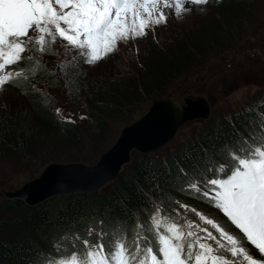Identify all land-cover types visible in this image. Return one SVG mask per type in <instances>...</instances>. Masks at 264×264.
<instances>
[{
    "label": "trees",
    "instance_id": "1",
    "mask_svg": "<svg viewBox=\"0 0 264 264\" xmlns=\"http://www.w3.org/2000/svg\"><path fill=\"white\" fill-rule=\"evenodd\" d=\"M209 3L219 11L218 21L208 22L203 28L189 27L187 32H179L181 34L157 41L152 51L143 53V62L129 60L128 69L118 67L120 77L128 79L125 84L120 82L112 86L107 84L110 83L108 81L105 83L108 86L101 87L91 83L86 89L82 70L72 66L64 71L62 77L67 80V87L71 88L74 96L90 90L82 98L83 102H87V108L90 106L94 114H98L90 116L96 128L91 126L85 130L90 141L106 129L105 118L131 110L134 104H130L129 99L151 94L154 98L151 103L161 99L165 93L163 87L169 81L188 73L190 69L200 67L209 56L214 59L212 57L217 52L223 53L217 55V60L224 58L229 44L242 36L243 26L251 28L255 25V31L259 28L256 27L258 22L255 12L249 14L257 5L256 0H209ZM244 44L235 47L230 56L234 58L243 52L240 49ZM31 63L26 64L27 80L21 77L13 85L28 95L33 109L26 116L17 114L13 120L6 114L1 115L4 112L0 111V159L13 160L17 151H20L29 158L22 160L18 156L17 159L36 163L38 158L34 157L38 149L48 144L56 149H64L79 141L74 124L58 120L51 109L41 106L40 99L32 94L29 79L44 82L51 78L54 82V77L40 67L38 62ZM103 76L108 77L106 74ZM192 81L197 84L195 80ZM198 91L192 86L188 92L184 88L180 89L181 94L200 95L203 92L201 89ZM169 94H165L164 98ZM21 116L23 118L19 119ZM261 125H264V93L257 90L246 107L227 109L206 121L186 141H172L155 155L138 154L129 167L119 174L117 181L103 192L55 197L32 207L17 200H2L0 226L9 231L14 227L20 229V232L12 237L8 235L0 238V264H38L44 261L47 253L55 251L71 255L80 250L83 255L87 252L82 244L84 240L96 244L108 236L113 244L110 252L118 240L129 238V242L135 244L138 234L154 241L151 232L155 229L145 228L153 216L162 218L165 224L175 222L184 229L191 222L208 228L218 236L211 226L199 219L198 212L215 220L226 231L234 233L228 223V227L222 225L223 218L214 210L212 201L189 186L195 183L205 190L206 181L218 178L222 174L221 168L223 174L233 169L236 163L233 154H242L239 152L243 143L242 136L251 135ZM59 132L62 133L60 136ZM256 142L253 140V143ZM181 205H187L188 208ZM120 234L125 236L117 237ZM146 242L140 240V244ZM43 246H46V250ZM217 251L222 255H230L222 249Z\"/></svg>",
    "mask_w": 264,
    "mask_h": 264
},
{
    "label": "snow or ice",
    "instance_id": "2",
    "mask_svg": "<svg viewBox=\"0 0 264 264\" xmlns=\"http://www.w3.org/2000/svg\"><path fill=\"white\" fill-rule=\"evenodd\" d=\"M186 2L205 5L208 0H0V71L18 64L33 42L44 54L48 37L53 44L57 37L67 42L63 45L67 65L76 61V50L85 63L93 64L101 59V51L107 55L119 41L134 40L146 35V30L167 23L168 17L160 5L171 8L174 4L179 15L186 10ZM20 74L16 72L17 76ZM12 75H0V86L8 83ZM56 111L63 115L59 108ZM64 118L72 121L71 115ZM242 141V154H233V169L223 174L221 168L218 178L206 181L205 190L195 183L189 186L212 201L238 231L230 233L197 212L199 219L218 236L189 222V229H197L187 233V237L195 238L191 241L175 222L166 225L167 234H159L162 218L153 216L158 236L155 248L147 236L140 234L135 250L118 240L110 253L103 243L84 240L87 252L83 258L73 252L69 259L56 264H264V259L255 258L252 253L254 249L259 257H264V125L251 135L242 136ZM140 240L147 242L142 246ZM217 249L230 255H221Z\"/></svg>",
    "mask_w": 264,
    "mask_h": 264
},
{
    "label": "rangeland",
    "instance_id": "3",
    "mask_svg": "<svg viewBox=\"0 0 264 264\" xmlns=\"http://www.w3.org/2000/svg\"><path fill=\"white\" fill-rule=\"evenodd\" d=\"M169 2L171 3L172 0ZM256 2L257 5L252 9L251 13H249L252 14L255 12V19L256 22H258L256 27H259L256 31L255 25L251 26V28H248L246 25L243 26L244 32L242 36L239 39L235 38L234 41L229 44L227 50L225 49L227 54H224V58L222 57L223 60H221L222 58L217 60V58L223 54L217 52L216 56L214 55L215 57H212L214 59H211L209 56L200 67L188 70V73L174 78L163 87L165 93H163L160 98L162 99L165 94L170 93L168 96H165V98H171L177 105H179L178 98L186 95V93L181 94L180 89L184 88L185 92H188L191 86L199 91L201 89L203 92L200 95H189L193 97H203L210 107V114L207 120L186 123L175 133L173 139L169 143L172 141L178 143L186 141L188 137L193 132H197L206 121L217 117L227 109L233 110L246 107L257 90L264 93V0H256ZM160 7L168 17L167 23H162L155 28L146 30V35L142 37H137L134 40L119 41L115 45V50L107 55L101 51L99 54L101 59L93 64L85 63L84 59L79 57V50H76V61L71 65H67V58L65 56L66 48L63 46L66 45L67 42L57 37L56 43L53 44L51 38L48 37L46 38L44 54L40 52L39 46L33 42L29 46V50L22 54L23 59L18 64L6 66L4 70L0 71V75L7 74L8 72L13 73L9 82L4 86H0V111L4 112L1 113V115L6 114L10 120H13L17 114L26 116L30 112V109H33V106L30 105L32 103L31 99L26 93L15 87L13 82L21 77L27 80V77H25L28 73L26 64L28 62H38L39 66L41 65L52 74L54 82L51 78L44 82L29 79L30 88H33L32 94L40 99L41 106L51 109L53 115L58 120L70 122L64 117L71 115V123L77 128L79 136V141L76 142L75 145H68L69 147L64 149H56L50 146V144L42 149H38L36 151L37 155L34 157L38 158V162L35 161L36 163L22 162L17 159L18 156H20L22 160L23 158H29L27 157L28 155H23L20 151H17L13 160L0 159V202L6 200L3 195L4 191H14L28 182L38 180L43 170L50 164L66 165L74 164L75 162L85 166L95 165L98 157L117 142L123 129L138 120V118L143 115L142 111L146 112L151 105V101L154 100L152 94L150 96L141 95L137 99H129L130 104H134L131 110L122 113V115L105 118L106 129L90 141L85 130L88 129V127L91 128V126L92 128H96L94 122H91L92 117L90 118V116L98 115L97 112L94 114L90 106L87 108V102H83L84 100H82L84 93L86 92L89 94L90 90H85L83 93H77V95L74 96V92L71 91V88L67 87V80L62 77L65 73L64 71L72 66H76L78 70H82L85 74L83 83L86 89L89 88L88 86H90L91 83L98 84L101 87L108 86L105 84L108 81H110V83L107 84H111L112 86H116L120 82L125 84L128 79H122L120 77V70L118 67L122 66L128 69L129 60H134L135 63L143 62V60H145L143 53L152 51L157 41H161L175 34L187 32L189 31V27L203 28L208 22L213 20L218 21L220 18L218 17L219 11L212 7L209 0L205 5H193L186 2L184 4L186 10L181 11L179 15L176 14L174 4L171 8H166L163 5H160ZM249 16L250 18L252 17V15ZM203 19L206 20L204 21ZM251 23L253 24L252 20ZM243 43H246L242 47L240 46V50H243V52L241 51L232 58L230 55L234 51V48L237 46L239 47V45ZM218 54L219 56H217ZM209 63H212V65H209ZM138 68L140 67L138 66ZM197 68H200V70H196ZM206 68L207 76L204 75ZM16 72H20L21 74L17 76ZM105 74L108 76L107 78L103 76ZM192 80H195L197 84ZM199 91L197 93H199ZM203 95H207L208 98ZM58 108L63 115L57 114L56 109ZM22 118L21 116L19 119ZM61 134L62 133L59 132L58 136ZM169 143L161 150L168 147ZM137 155L138 154L132 151L128 163L124 164L115 179L100 189L98 193L103 192L107 186L115 183L119 174L121 172L123 173V171L129 167L131 161ZM32 161L34 162V160ZM21 204H23V202H21ZM213 208L219 211L220 216L223 218V222H221L222 225H227L226 227H228V224H226L228 222L235 232L238 231L234 229V226L231 225L219 209L215 208L214 205ZM166 225L167 223H161L159 234H167ZM145 228L155 229V231L151 232L152 236L155 238L154 241H152L153 247L155 248L158 244V236L157 229L153 225V220L146 223ZM182 229L186 237L190 230L193 232L197 230L195 227L190 230L188 228L184 229L183 227ZM19 232L20 229H14V227L9 231L6 227L0 226V238H6L8 235V237H12L13 235H18ZM124 236L125 234H120L117 237ZM187 239L194 241L195 238L187 237ZM129 241V238L123 240L126 247L130 250H135V244ZM110 242L111 238L108 236L107 239L98 241L97 243H103L106 252L110 253L113 247V244ZM144 244L145 243L141 245L143 246ZM43 248L46 250V246H43ZM76 253L80 258L86 255V252L82 255L80 250ZM252 253L255 258L264 259V257H259V254L254 249ZM69 258L70 255L62 251L49 252L47 253V257L43 259L44 261L38 264H56L58 260ZM208 264H212V262L209 261ZM244 264H247V262H244Z\"/></svg>",
    "mask_w": 264,
    "mask_h": 264
},
{
    "label": "water",
    "instance_id": "4",
    "mask_svg": "<svg viewBox=\"0 0 264 264\" xmlns=\"http://www.w3.org/2000/svg\"><path fill=\"white\" fill-rule=\"evenodd\" d=\"M178 103L168 97L153 101L138 120L123 129L117 142L98 157L95 165L50 164L38 180L14 191H4V198L32 207L55 197L97 194L115 179L121 167L128 163L132 151L154 155L183 125L209 118L210 107L203 97L186 94L178 98Z\"/></svg>",
    "mask_w": 264,
    "mask_h": 264
}]
</instances>
